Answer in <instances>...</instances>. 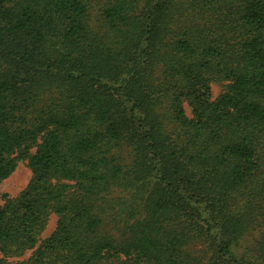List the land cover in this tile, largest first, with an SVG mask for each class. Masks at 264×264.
Returning <instances> with one entry per match:
<instances>
[{
    "label": "trees",
    "instance_id": "16d2710c",
    "mask_svg": "<svg viewBox=\"0 0 264 264\" xmlns=\"http://www.w3.org/2000/svg\"><path fill=\"white\" fill-rule=\"evenodd\" d=\"M21 161L0 264H264V0H0V183Z\"/></svg>",
    "mask_w": 264,
    "mask_h": 264
},
{
    "label": "rangeland",
    "instance_id": "374dc122",
    "mask_svg": "<svg viewBox=\"0 0 264 264\" xmlns=\"http://www.w3.org/2000/svg\"><path fill=\"white\" fill-rule=\"evenodd\" d=\"M93 14V24L97 25V19L99 17V6L96 5L92 11ZM228 82L225 80H213L212 81V95L213 99H218L227 89ZM188 114L191 115V109L187 106ZM33 177V172L28 164V161H21L16 170L12 173V175L6 179H4L0 183V192L2 195H8L10 197H17L30 183ZM4 201V200H2ZM57 215L52 214L49 218L47 226L41 235L40 243L47 239L56 228L57 224ZM252 235H249L246 238V242L250 247H254L255 241L251 239ZM246 242H242L241 245L246 244ZM32 251H27L23 256L18 257L17 259L28 258L31 255Z\"/></svg>",
    "mask_w": 264,
    "mask_h": 264
}]
</instances>
